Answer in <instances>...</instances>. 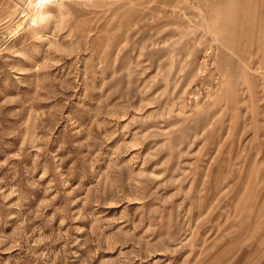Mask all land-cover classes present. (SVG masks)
I'll use <instances>...</instances> for the list:
<instances>
[{"label":"rangeland","instance_id":"rangeland-1","mask_svg":"<svg viewBox=\"0 0 264 264\" xmlns=\"http://www.w3.org/2000/svg\"><path fill=\"white\" fill-rule=\"evenodd\" d=\"M0 264H264V0H0Z\"/></svg>","mask_w":264,"mask_h":264}]
</instances>
